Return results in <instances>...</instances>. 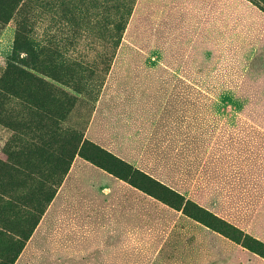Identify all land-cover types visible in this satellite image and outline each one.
Listing matches in <instances>:
<instances>
[{
    "label": "crops",
    "instance_id": "obj_1",
    "mask_svg": "<svg viewBox=\"0 0 264 264\" xmlns=\"http://www.w3.org/2000/svg\"><path fill=\"white\" fill-rule=\"evenodd\" d=\"M248 6L136 0L86 137L139 174L76 157L14 264L50 213L54 264H264L144 177L264 242V106H194L201 74L246 44Z\"/></svg>",
    "mask_w": 264,
    "mask_h": 264
},
{
    "label": "rangeland",
    "instance_id": "obj_2",
    "mask_svg": "<svg viewBox=\"0 0 264 264\" xmlns=\"http://www.w3.org/2000/svg\"><path fill=\"white\" fill-rule=\"evenodd\" d=\"M62 1L66 0H51V8H48L28 7V2L22 0L13 7L9 13V22L0 29V75L6 60L12 54L18 33L34 38L41 46L46 45L51 49V54L45 55L44 52L40 55L51 57V76L33 72L47 83H51V106H27L25 100V103L17 101L16 104L6 96V93L2 98L0 226L10 231L25 228L22 223L23 212H26L28 207H24L23 204L28 202L29 212H32V207L35 205H41L47 196L41 193L42 190L45 191L44 184L49 188L58 189L67 177L70 169L58 186L57 181L62 170L55 169L51 177V166L57 164L58 151H61V145L69 139L70 133L74 132L79 138L88 139L86 132L94 107L118 51L117 45L121 32L116 25L121 21H127L126 15L123 19H120V16L123 12L129 14L136 0H76L79 6L72 7L74 21L68 22L62 21L59 17L61 9L58 5ZM91 2L94 4L92 5ZM108 3L115 6L120 4L119 9L108 10L106 7ZM254 7L249 2L250 24L244 27L246 30L242 26V29L246 31L242 32V35H246V44L233 46L231 54H228V48H224L223 56L217 59L215 65L212 64L209 67V69H216L215 75L211 74V71L210 74L207 73V76H215L214 78L207 79L206 75L203 78V73L201 74L200 81L205 87L201 85L200 96L202 95L204 102L211 100L209 103H212L213 101L212 106H218L221 102L217 97L220 86H230L231 90L238 92L239 84H242L245 81L243 78L250 74L251 79L261 77H259L260 80L249 81L253 88L246 90L240 96L244 97L243 106H264V75L255 73L264 70V12ZM32 20L33 24L30 25L29 22ZM30 26L33 28L30 29ZM257 29L258 31L255 32ZM20 56H25V53H21ZM127 65L134 67L133 63ZM22 77L25 78V76ZM28 83H23L25 94H28L26 86ZM242 90L243 88L240 89L241 92ZM253 94L256 97L254 95V98L249 99ZM121 96L120 102H115V106H122L123 97ZM224 102L227 106H231L229 102ZM101 106H107V102L104 101ZM247 112L250 114L249 111ZM13 116L16 117L15 121ZM30 120L34 121L31 127L28 126ZM38 120L42 121V126L47 131L51 128V131L54 130L51 133L55 132L54 137H51V144L48 138H45L44 141L47 143L44 142L46 145L43 148L40 146L43 142L33 139ZM78 156L80 155H76ZM72 164L73 162L71 166ZM34 171L37 173H34L33 183V180L30 177L27 179L25 174H31ZM14 186L16 191L12 194ZM9 195L17 200H8ZM49 218L51 213L45 225L37 231L33 240L25 248L20 264L55 263V256L51 255V228L49 227L51 219ZM2 234H0V240L4 239L5 232L2 231Z\"/></svg>",
    "mask_w": 264,
    "mask_h": 264
},
{
    "label": "trees",
    "instance_id": "obj_3",
    "mask_svg": "<svg viewBox=\"0 0 264 264\" xmlns=\"http://www.w3.org/2000/svg\"><path fill=\"white\" fill-rule=\"evenodd\" d=\"M20 1L22 0H0V29L6 23L9 22V13L13 9V7ZM23 1L28 2V7L41 6V7L51 8V0H23ZM248 1L251 2L254 6H256L260 11L264 12V0H248ZM91 4L93 5L94 2H91ZM119 5L115 6L108 3L106 7L108 8V10L110 9L118 10ZM134 5L135 4H133V7L129 12V14L127 13L125 14L123 12L120 16V19H123L124 16L126 15L127 21L125 22L121 21L118 23V25H116L117 29L121 32L117 47H119V44L123 37V32L129 21ZM78 6L79 5L78 3H76V0L62 1V3L58 5V7H60L61 9V15L59 16L60 19L65 22L74 21L72 7L77 8ZM29 23H31L30 25H32L33 20ZM32 28L33 26H30V29ZM44 52L45 55L51 54V49L46 45L45 47L41 46L40 44L37 43V41L34 38H29L22 33L17 34V37L15 38L12 54L6 60L5 67L3 69L2 74L0 75V107L3 106L2 98H4L5 93L6 96H8L9 99L13 100L16 104L17 101H21L23 103H25L26 101L28 104L27 106H35V107L51 106V83H47L42 77L33 73L36 72L46 75L48 77L51 76V57H41L40 55L44 54ZM21 53H25V56L21 57L20 56ZM255 73L257 74L262 73L263 76L264 70H260L259 72H255ZM22 76H25V78H23ZM250 76L251 74L246 75L244 77L245 81L242 82V84L241 83L239 84L238 86L240 87L238 91L239 93L235 90H231L232 87L230 86L229 87H225V85L220 86L219 87L220 90L218 91L219 95L217 94L216 95L218 99L220 98L222 103L220 102L218 106H227V103H225L224 101L229 102V105L231 106H243L244 97H240V96L246 90L253 88V85L249 81L260 80L259 77H261L257 75L259 76L258 78L251 79ZM27 82H29L26 85L28 88V94H25V92H23V83H27ZM241 88H243L242 92L240 91ZM254 95L255 94H253V96H250L249 99L251 97L254 98ZM201 96H199V101L197 104L195 103L194 106H212L213 101L212 103H209V101L211 100H209L208 102H204ZM12 118L13 121H15L14 119L16 117L13 116ZM0 122H3L1 121V111H0ZM41 122L42 121L40 120L36 122L37 126L33 134V139L35 141L38 140L43 142V144H40V146L43 148V146H45L47 143L46 141H44L45 138H48V142L49 144H51V137H54L55 132L51 133L54 131V130L51 131V128L47 131L42 126ZM33 123L34 121L30 120L28 126L31 127ZM5 126L9 127V125L7 124H5ZM66 140L65 143L61 145V151H58L57 164L51 166V177H53L55 169L62 170L58 177V181H57L58 186L61 184L64 176L68 173L71 163L73 162L76 155H80L81 157L92 162L94 165L102 169H105L123 179H131L133 174H139V172L135 168H133V166H131L130 164L119 159L118 157H116L109 151L103 149L96 143L88 139L79 138L74 132L70 133L69 139L67 141ZM34 173L37 172L34 171L31 174H25L27 175V179L28 177H30L33 180V183H34L33 176L35 175ZM41 175L43 174L41 173ZM144 177L147 180H149L152 184L160 188L162 193L160 197L174 208L179 210L182 209L187 215L193 217L194 219L200 221L201 223L214 229L215 231L226 235L232 240L248 248L250 251L264 257L263 241L240 230L231 223L215 216L210 211L199 206L198 204H196L191 200H187L185 197L178 194L177 192L160 185L155 180L153 179L151 180L146 176ZM49 185L51 186V184ZM43 187L45 188V191L43 192L42 190L41 193L47 196L44 198L43 203L41 205L40 204L35 205L34 207H32V212H29L28 210L30 206L27 204L28 202L23 204L24 207H28V210L26 209V212H23L24 219L22 223L24 224L25 228L18 229L17 231H10L7 228H3L2 226H0V234H2V231L5 232L4 239L0 240V264H14L16 262V260L22 253L24 247L26 246V243L31 238L46 208L50 204L51 200L54 198L57 188L55 189L53 187L49 188L46 184H44ZM15 191H16V187L14 186L12 189V194ZM8 200L11 201L17 199L9 195ZM9 208L10 210L12 209L10 205Z\"/></svg>",
    "mask_w": 264,
    "mask_h": 264
}]
</instances>
